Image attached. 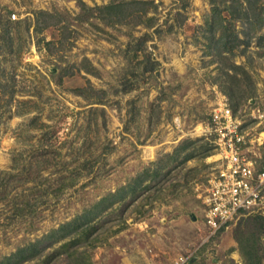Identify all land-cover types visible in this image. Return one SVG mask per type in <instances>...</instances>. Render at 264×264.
<instances>
[{
    "label": "rangeland",
    "instance_id": "rangeland-1",
    "mask_svg": "<svg viewBox=\"0 0 264 264\" xmlns=\"http://www.w3.org/2000/svg\"><path fill=\"white\" fill-rule=\"evenodd\" d=\"M116 1L0 0V264H264L202 199L223 96L264 167V0Z\"/></svg>",
    "mask_w": 264,
    "mask_h": 264
},
{
    "label": "built area",
    "instance_id": "built-area-1",
    "mask_svg": "<svg viewBox=\"0 0 264 264\" xmlns=\"http://www.w3.org/2000/svg\"><path fill=\"white\" fill-rule=\"evenodd\" d=\"M206 134L219 156L202 193L204 221L212 234L246 215L264 212V167L250 155L252 140L226 96L211 108ZM186 260L182 256L177 264Z\"/></svg>",
    "mask_w": 264,
    "mask_h": 264
},
{
    "label": "trees",
    "instance_id": "trees-1",
    "mask_svg": "<svg viewBox=\"0 0 264 264\" xmlns=\"http://www.w3.org/2000/svg\"><path fill=\"white\" fill-rule=\"evenodd\" d=\"M250 3H251V5L255 4V3H252V2H250ZM152 4H153L152 2L142 1V0H121V1L113 2L110 5H107L105 7H102V8H100V10L104 11V10L107 9V10H111V11H113V10L116 11L117 10V12H119V11L122 12V10L124 8H129V7H133V6H137V5H140V6L145 8L146 6H149V5H152ZM252 9L254 11L255 8L252 7ZM253 13L257 14L256 12H253ZM255 14H254V16H255L254 17V16H251L249 13H246L245 18L251 25L256 23V22L257 23L259 22L258 21V15H255ZM263 23L264 22L262 21V23H260V24H263ZM229 37H230V39L228 40V43H230V40H232V35L230 34ZM225 44H226V46H228V48L231 47L230 50L235 47L234 44L233 45H228L227 43H225ZM64 227L65 226H61V229H63ZM73 230H76V227H73L72 231ZM86 233H88V231L83 229V233L82 234H86ZM73 243H76V240L74 239V237L71 236V239L69 241L65 242L63 245L64 246H69L70 244H73ZM76 261L77 262L79 261L78 258H76ZM79 264H90V262L86 263V261H81Z\"/></svg>",
    "mask_w": 264,
    "mask_h": 264
}]
</instances>
